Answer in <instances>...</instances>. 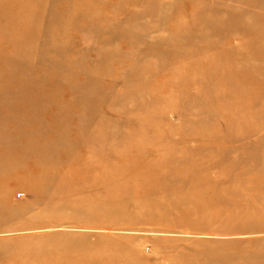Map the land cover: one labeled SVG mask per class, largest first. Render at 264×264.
Segmentation results:
<instances>
[{
	"label": "rangeland",
	"instance_id": "obj_1",
	"mask_svg": "<svg viewBox=\"0 0 264 264\" xmlns=\"http://www.w3.org/2000/svg\"><path fill=\"white\" fill-rule=\"evenodd\" d=\"M46 252L264 264V0H0V264Z\"/></svg>",
	"mask_w": 264,
	"mask_h": 264
},
{
	"label": "bare ground",
	"instance_id": "obj_2",
	"mask_svg": "<svg viewBox=\"0 0 264 264\" xmlns=\"http://www.w3.org/2000/svg\"><path fill=\"white\" fill-rule=\"evenodd\" d=\"M34 221V220H33ZM65 221V220H64ZM74 221V220H73ZM58 222H60V220L58 221ZM62 222V221H61ZM53 223V222H52ZM84 223V222H83ZM82 223V224H83ZM80 224V223H79ZM88 224H93L92 222H89ZM87 224V225H88ZM47 225H49V228H50V224H47ZM54 225V224H53ZM56 225H57V223H56ZM82 226V225H81ZM83 226H84V224H83ZM43 227H41V229H42ZM45 229V228H44ZM99 235V234H98ZM34 236H36V235H34ZM30 241V240H29ZM37 245V244H36ZM39 245V244H38ZM98 246H101V245H98ZM40 247H41V245H40ZM102 247H103V245H102ZM100 248V247H99ZM115 248V247H114ZM74 249H76L75 247H73L72 248V250H74ZM82 249V248H81ZM84 249V252L86 251V249L85 248H83ZM82 249V250H83ZM70 250H71V248H70ZM116 250V249H115ZM83 252V253H84ZM79 253V252H78ZM44 255H47L46 257H44L43 259H40L41 261H40V263H45V264H47V263H50V262H53V263H61V262H63V261H67V263L69 262V263H71V264H93V262H95V264H98L99 263V261H97L96 259H94V258H88L89 260H90V262H88V261H86L84 258H81V257H76V258H72V256L71 257H69L68 255H65L64 257H59V258H55L54 257V259L52 258L53 256H52V254L51 253H45ZM96 261H97V263H96ZM127 261V260H126Z\"/></svg>",
	"mask_w": 264,
	"mask_h": 264
}]
</instances>
